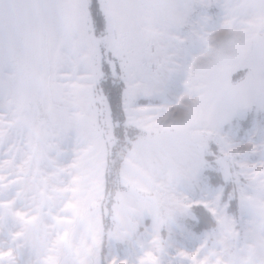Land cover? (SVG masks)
<instances>
[{
  "label": "snow or ice",
  "instance_id": "snow-or-ice-1",
  "mask_svg": "<svg viewBox=\"0 0 264 264\" xmlns=\"http://www.w3.org/2000/svg\"><path fill=\"white\" fill-rule=\"evenodd\" d=\"M0 163V264H264V0H0Z\"/></svg>",
  "mask_w": 264,
  "mask_h": 264
},
{
  "label": "rangeland",
  "instance_id": "rangeland-1",
  "mask_svg": "<svg viewBox=\"0 0 264 264\" xmlns=\"http://www.w3.org/2000/svg\"><path fill=\"white\" fill-rule=\"evenodd\" d=\"M239 74H237L238 76ZM4 167L3 163H0V168ZM77 181L76 177H73L71 180L72 184H75ZM64 189L62 188H57L53 190V194H63ZM65 236H67V233H65L64 235H62L60 237L61 240L65 239ZM69 243H71V241H69ZM82 243V242H81ZM95 243H98V241H95ZM153 247H155V244H153ZM73 250H77V246L73 245ZM10 255L9 251L5 248V250L0 251V259H6L8 256ZM251 260V257L249 258V261ZM121 264H123V262H121ZM137 264H155V259L153 257L152 251L150 250H146L143 252L142 255L139 256L138 260H137Z\"/></svg>",
  "mask_w": 264,
  "mask_h": 264
}]
</instances>
